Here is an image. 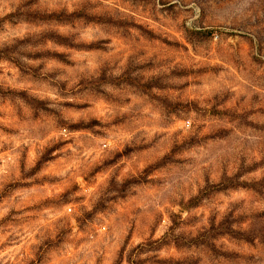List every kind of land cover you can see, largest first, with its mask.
I'll return each instance as SVG.
<instances>
[{
  "label": "rangeland",
  "instance_id": "374dc122",
  "mask_svg": "<svg viewBox=\"0 0 264 264\" xmlns=\"http://www.w3.org/2000/svg\"><path fill=\"white\" fill-rule=\"evenodd\" d=\"M0 264H264V0H0Z\"/></svg>",
  "mask_w": 264,
  "mask_h": 264
}]
</instances>
